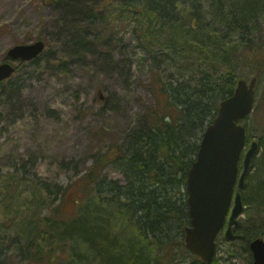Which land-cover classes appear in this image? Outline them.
Instances as JSON below:
<instances>
[{
	"label": "rangeland",
	"instance_id": "obj_1",
	"mask_svg": "<svg viewBox=\"0 0 264 264\" xmlns=\"http://www.w3.org/2000/svg\"><path fill=\"white\" fill-rule=\"evenodd\" d=\"M221 1L224 15L234 19L231 0ZM126 8L124 0H0V64L15 67L0 81V260L6 264H27L9 239L22 232L26 213L39 208L38 186L41 193L47 188L52 202L43 205L42 214L62 201L64 211L74 210L72 195L56 196L54 190L72 184L99 153L114 150L115 143L122 145L141 127L146 109L156 103L155 74L166 80L181 75L176 60L167 59V48V58L153 62L154 53L133 31ZM202 9L192 12L211 23V15ZM221 29L226 32L222 24ZM235 31L228 39L240 56L237 80L256 78L253 111L241 121L248 134L246 148L252 140L261 144L256 166L264 155V67L259 68L264 66V6L246 33ZM36 40L45 44L37 60L7 55L14 45ZM245 50L247 61L242 58ZM255 171L253 166L250 174ZM103 175L123 181L113 165L106 166ZM260 214L262 227L257 231L264 237V211ZM255 216L243 210L236 230L248 229L245 222L252 224ZM225 228L218 235L212 264H252L246 240H227ZM176 259L177 264H197L181 252Z\"/></svg>",
	"mask_w": 264,
	"mask_h": 264
},
{
	"label": "trees",
	"instance_id": "obj_2",
	"mask_svg": "<svg viewBox=\"0 0 264 264\" xmlns=\"http://www.w3.org/2000/svg\"><path fill=\"white\" fill-rule=\"evenodd\" d=\"M124 1L133 31L154 53L153 62L167 58L169 53L163 51L167 48L171 53L167 59L176 60L181 75L166 80L155 74L156 103L146 109L141 127L122 145L115 143L114 150L99 153L72 184L54 190L61 197L70 193L74 210L64 211L62 201L42 214L43 205L51 200L47 188L41 193L38 186L39 208L26 213L22 232L9 239L27 264H177L178 252L201 264L183 241L190 222L187 172L220 100L236 85L240 56L228 37L238 29L247 32L264 0L229 1L234 19L224 15L221 0H142L140 5ZM193 9L209 13L212 22ZM245 53L242 58L247 61ZM251 163L256 171L247 175L241 195L244 211L256 214L254 227L245 222L250 225L242 233L235 230L240 225L234 227L233 238L246 241L261 237L257 229L264 211V155L256 166L254 158ZM108 165L119 170L122 182L107 180L103 171Z\"/></svg>",
	"mask_w": 264,
	"mask_h": 264
},
{
	"label": "water",
	"instance_id": "obj_3",
	"mask_svg": "<svg viewBox=\"0 0 264 264\" xmlns=\"http://www.w3.org/2000/svg\"><path fill=\"white\" fill-rule=\"evenodd\" d=\"M44 42L36 40L29 44H16L7 51L13 60L28 61L44 49ZM15 67L0 64V81L9 78ZM256 78L247 82L239 79L230 96L220 100L210 123L205 127L196 158L186 177V203L189 225L184 230L186 249L203 264H211L215 254V238L228 215L225 235L232 238V228L243 210L240 190L251 160L257 151L256 141L251 142L242 161L239 160L245 147V127L240 123L253 108ZM237 186V191L235 187ZM253 264H264V239L253 238L249 243Z\"/></svg>",
	"mask_w": 264,
	"mask_h": 264
},
{
	"label": "bare ground",
	"instance_id": "obj_4",
	"mask_svg": "<svg viewBox=\"0 0 264 264\" xmlns=\"http://www.w3.org/2000/svg\"><path fill=\"white\" fill-rule=\"evenodd\" d=\"M236 226H238V223L236 224ZM236 230V229H235ZM239 241L241 240V238H237ZM243 239V238H242ZM252 239H249L248 241H246L245 242V244H246V247L249 249V243H250V241H251ZM249 251H250V249H249Z\"/></svg>",
	"mask_w": 264,
	"mask_h": 264
}]
</instances>
